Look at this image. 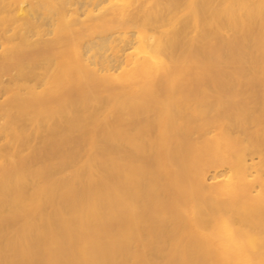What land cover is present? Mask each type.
Listing matches in <instances>:
<instances>
[{
  "label": "bare ground",
  "instance_id": "obj_1",
  "mask_svg": "<svg viewBox=\"0 0 264 264\" xmlns=\"http://www.w3.org/2000/svg\"><path fill=\"white\" fill-rule=\"evenodd\" d=\"M0 264H264V0H0Z\"/></svg>",
  "mask_w": 264,
  "mask_h": 264
}]
</instances>
